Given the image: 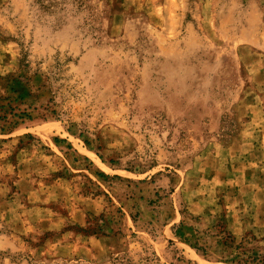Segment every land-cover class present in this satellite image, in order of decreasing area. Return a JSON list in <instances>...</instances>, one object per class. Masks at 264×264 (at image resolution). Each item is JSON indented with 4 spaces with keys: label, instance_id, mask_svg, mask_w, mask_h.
<instances>
[{
    "label": "rangeland",
    "instance_id": "rangeland-1",
    "mask_svg": "<svg viewBox=\"0 0 264 264\" xmlns=\"http://www.w3.org/2000/svg\"><path fill=\"white\" fill-rule=\"evenodd\" d=\"M263 253L264 0H0V264Z\"/></svg>",
    "mask_w": 264,
    "mask_h": 264
},
{
    "label": "trees",
    "instance_id": "trees-1",
    "mask_svg": "<svg viewBox=\"0 0 264 264\" xmlns=\"http://www.w3.org/2000/svg\"><path fill=\"white\" fill-rule=\"evenodd\" d=\"M230 237V236H229ZM230 247V246H228ZM236 248L239 247V244H236L235 246ZM231 263L235 262V263H239L240 261L243 264H264V253L263 254H259V255H246L243 258L234 260L233 258H230L229 260Z\"/></svg>",
    "mask_w": 264,
    "mask_h": 264
}]
</instances>
